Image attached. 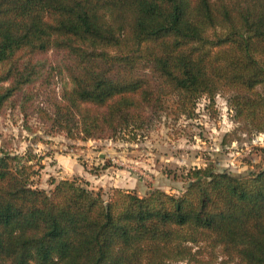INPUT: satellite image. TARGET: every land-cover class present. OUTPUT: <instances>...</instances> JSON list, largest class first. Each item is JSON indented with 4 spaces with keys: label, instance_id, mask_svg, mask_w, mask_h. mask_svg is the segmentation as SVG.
Returning a JSON list of instances; mask_svg holds the SVG:
<instances>
[{
    "label": "trees",
    "instance_id": "trees-1",
    "mask_svg": "<svg viewBox=\"0 0 264 264\" xmlns=\"http://www.w3.org/2000/svg\"><path fill=\"white\" fill-rule=\"evenodd\" d=\"M51 49L89 65L48 117L68 135L133 140L221 92L248 132L264 131V0H0V107L25 82L3 85L19 59ZM37 174L0 156V264H189L220 250L222 264H264V168L209 166L180 197L109 199L77 180L36 189Z\"/></svg>",
    "mask_w": 264,
    "mask_h": 264
},
{
    "label": "rangeland",
    "instance_id": "rangeland-1",
    "mask_svg": "<svg viewBox=\"0 0 264 264\" xmlns=\"http://www.w3.org/2000/svg\"><path fill=\"white\" fill-rule=\"evenodd\" d=\"M9 67L0 71L5 74ZM88 70L87 63L62 50L26 53L3 84L8 87L19 76L25 81L0 107V156L9 154L37 171L31 179L34 188L51 192L63 180H77L105 199L116 190L180 197L192 184L194 170L211 166L245 177L264 168V131L248 132L224 92L214 102L196 100L190 116L162 112L133 140L128 135L82 140L76 130L68 135L48 117L53 118L55 103L70 88V75ZM138 74L148 76L154 88L158 85L145 68ZM220 251L217 259L204 253V261L189 264H222Z\"/></svg>",
    "mask_w": 264,
    "mask_h": 264
},
{
    "label": "water",
    "instance_id": "water-1",
    "mask_svg": "<svg viewBox=\"0 0 264 264\" xmlns=\"http://www.w3.org/2000/svg\"><path fill=\"white\" fill-rule=\"evenodd\" d=\"M200 179H202V177H200Z\"/></svg>",
    "mask_w": 264,
    "mask_h": 264
}]
</instances>
